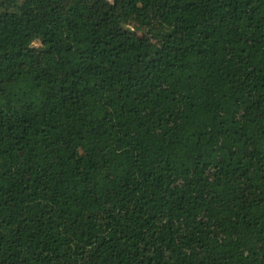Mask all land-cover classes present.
Masks as SVG:
<instances>
[{"label":"trees","instance_id":"trees-1","mask_svg":"<svg viewBox=\"0 0 264 264\" xmlns=\"http://www.w3.org/2000/svg\"><path fill=\"white\" fill-rule=\"evenodd\" d=\"M0 264H264V0H0Z\"/></svg>","mask_w":264,"mask_h":264},{"label":"rangeland","instance_id":"rangeland-1","mask_svg":"<svg viewBox=\"0 0 264 264\" xmlns=\"http://www.w3.org/2000/svg\"><path fill=\"white\" fill-rule=\"evenodd\" d=\"M133 29H134L135 31H137V32H138V30H139L138 27H134Z\"/></svg>","mask_w":264,"mask_h":264}]
</instances>
